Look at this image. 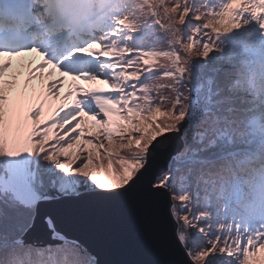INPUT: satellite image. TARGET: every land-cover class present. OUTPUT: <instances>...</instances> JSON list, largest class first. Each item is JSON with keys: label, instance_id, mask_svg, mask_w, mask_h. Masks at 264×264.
<instances>
[{"label": "snow or ice", "instance_id": "snow-or-ice-1", "mask_svg": "<svg viewBox=\"0 0 264 264\" xmlns=\"http://www.w3.org/2000/svg\"><path fill=\"white\" fill-rule=\"evenodd\" d=\"M252 25L264 41V0H0V158L9 166L0 169V221L20 202V182L35 181L31 163L19 172L34 158L37 170L42 160L81 178L82 199L163 207L168 242L184 259L129 264H264V113L252 121L260 139L254 156L241 155L244 144L235 141L225 162L204 156L223 146L217 130L234 111L235 94L251 93L238 73L218 86L200 61L222 58L234 41L250 38ZM29 54L39 60L26 64L18 91V78L6 74L13 58L19 66ZM235 68L223 61L215 72ZM186 80L198 82L195 96L193 89L184 96ZM33 82L38 91L29 89ZM194 105L202 128L189 142ZM170 136L184 142L172 160L187 174L171 164L162 173L153 168L156 144ZM45 175L39 171L41 183ZM45 224L46 243L25 239L35 218L16 238L28 264H100L87 239L60 232L51 217ZM5 258L15 264L12 250H0V264Z\"/></svg>", "mask_w": 264, "mask_h": 264}, {"label": "water", "instance_id": "water-1", "mask_svg": "<svg viewBox=\"0 0 264 264\" xmlns=\"http://www.w3.org/2000/svg\"><path fill=\"white\" fill-rule=\"evenodd\" d=\"M181 148L182 141L178 138L161 139L155 146L154 170L160 173L167 170V161ZM33 213L35 227L28 233V240L46 243L49 233L45 218L51 217V222L60 232L69 237L78 235L87 239L100 264L184 259L183 254L168 242L171 226L164 223L163 207L159 210L143 205L108 207L94 197L82 199L79 194H60L55 198L38 200ZM165 228L168 236H165ZM161 240L166 241L162 249L158 247Z\"/></svg>", "mask_w": 264, "mask_h": 264}, {"label": "trees", "instance_id": "trees-1", "mask_svg": "<svg viewBox=\"0 0 264 264\" xmlns=\"http://www.w3.org/2000/svg\"><path fill=\"white\" fill-rule=\"evenodd\" d=\"M218 2L219 0L213 1L214 4H218ZM245 33L248 34L250 38L243 39L239 43V46L241 47L244 46L246 49H248L250 45L254 46L255 44H258L263 49L260 48V49L255 50L254 55L251 54L250 52L247 53L246 55L247 57L245 60H248L247 64H250L252 62L251 66L248 67L246 65L247 68L244 69L245 73L243 75L245 79H243L244 77L241 76L240 74L239 76L242 80L245 81V83L248 80L255 81L253 88L251 90V92L253 93L251 96V99L257 101L258 103H261L262 106H264V41H261L259 39V35L256 31L255 25H252L248 27L247 29H245ZM225 39H227V37ZM236 41H234L232 44L234 45ZM132 43H136L137 45H139L141 44V41L137 40L136 42L133 41ZM145 46L148 47V45L146 44ZM230 48L233 49L234 46H229L227 49L229 50ZM226 52L227 53L225 54V57L223 58V60L232 62L235 65H238L240 60H238L237 58L235 59L236 57L235 54H230L228 51ZM260 52H261V55L256 56V54ZM206 66H209V65H206ZM239 66H237V69H239ZM210 68L215 72V68H212V67ZM237 72L235 71V74ZM235 74H233L232 78H235ZM232 78H228V79L226 78V80H224L225 82L224 87L227 88V86L231 83ZM229 79L230 81L227 82ZM240 99L241 98H237V100H234V111L239 108L241 110L242 107L244 106L243 104L244 102H241L242 100L239 102ZM194 108H196V110L194 111V114L191 115L190 119L186 121V124H185V127L188 130L189 142L192 141L193 133L199 132L202 128V125L197 123L199 119L198 108L195 105H194ZM241 114H243L244 116H247L244 113H241ZM244 116L238 115V114H230L229 119L226 122L223 130L222 131L219 129L217 130V131H220V138H221L223 146L220 148H214L211 151L204 153V156L208 159V161L215 162V163H222V162L227 161L229 157L225 156L223 160H221L220 157L222 156L223 152L229 151L228 146H230L233 141H235L237 144H241V143L244 144V150L241 153V155L245 156L246 158H251L252 156L256 154V151L258 150V145L260 143V139L259 137H256L252 132V125L249 120L251 118L247 119ZM184 147L185 145L182 147L181 151L183 150ZM179 153H177L176 156ZM230 158L233 162L237 161L238 159V157L236 156H231ZM171 162H172L173 171H175V169L179 167L181 173L187 174L188 172L187 166L181 165L177 162H174L173 160H171ZM35 167H37V165ZM41 191L43 193L45 192V190H41ZM45 194L46 195L43 196L44 198H55L56 196H60L58 193L54 194L53 192L45 193ZM33 215L34 213L32 212V210L23 208L19 203H14L10 211L6 209L3 219L2 221H0V250L2 251L12 250L14 252L15 264H28V257L24 254L23 249L20 248L17 242L16 238L18 236L17 237H13L14 235L12 237L6 236V235H12V234H9L10 232H6V231L8 229H11V232H13V230H18V229L25 231L26 227L30 225L29 220H27V218L33 217ZM5 264H7V258H5Z\"/></svg>", "mask_w": 264, "mask_h": 264}, {"label": "rangeland", "instance_id": "rangeland-1", "mask_svg": "<svg viewBox=\"0 0 264 264\" xmlns=\"http://www.w3.org/2000/svg\"><path fill=\"white\" fill-rule=\"evenodd\" d=\"M214 1V0H213ZM142 23L144 24V26L147 28L148 26V21L144 20L142 21ZM189 23H191V21H189ZM145 31H147V29H145ZM226 38V37H225ZM242 40H238L233 44H231L230 46H234V50L233 49H225V52L223 54V57L221 58V55L219 53H213V54H210L211 57L209 59V61L207 62L208 64L206 65H209L210 67L212 68H218L219 64L221 62H223V58L225 57V54L227 53L226 51H228L230 54H235V59L237 58L238 60H240V66L239 64L236 65V68H235V71L240 74L241 76L244 77V73H245V70L248 67L251 66V63L250 64H247V61L248 60H245L246 59V55L247 53H251V54H255V50L257 49H260V45L258 44H255L254 46H249L248 49H246L244 46H239V43L241 42ZM144 47L145 44L143 45ZM161 48L163 47V45L160 46ZM263 49V48H261ZM258 52V51H257ZM259 56L261 55V52L260 53H257L256 56ZM234 56V55H232ZM26 58L28 59L26 62H25V66L28 62H35V61H38L39 60V57L37 56H31V55H27ZM260 61V60H259ZM204 63V65H203ZM200 64L204 67V75L206 76H211L215 82L217 83L218 86L222 87V88H226L224 87V80H226V78H232L233 75H225V74H220V73H216L214 72L209 66H206L205 65V62L204 61H200ZM13 65V69L14 71L13 72H10L8 74H6V79L8 78H11L13 76L16 77V73H17V69L15 68V64L12 63ZM247 65V66H246ZM237 66H239V69H237ZM235 74V73H234ZM233 79V78H232ZM245 79V77L243 78ZM230 79L227 81L229 82ZM249 82H251V87L249 86ZM39 83L40 82H33L32 85H29V89L30 90H39ZM186 86H185V90H184V96L187 97L189 95V89H193V94L194 96L196 95V90H197V85H198V82L194 83V86L193 84L191 83L190 80H186ZM255 81H247L245 83V89L247 91H249L251 93V95L249 97H244V96H241L239 95L238 93L235 94V98L234 100H237V98H241L239 100V102H244V106L242 107V109L240 110L239 109H236L235 111L231 112L230 114H238V115H242L244 116L243 114L241 113H244L246 114L247 116H244L246 117L247 119L250 120V123L252 125V119L253 118H256L258 114L260 113H264V106H262L261 103H258L257 101L251 99V96H252V88H253V85H254ZM23 88V85L17 83V90H22ZM65 88H67V84L65 85ZM187 99H185V103H187ZM51 104V102H49ZM45 111L47 112L48 111V108L45 109ZM169 138H173L176 139L177 137L175 136H170ZM184 146V142L182 141V147ZM182 149V148H181ZM181 149L179 150V152H181ZM177 152V153H179ZM176 153V154H177ZM176 156V155H174ZM172 156L168 161H167V169H168V166L171 164L172 165V158L174 157ZM30 163H31V168H32V172L29 173V175H33L36 177L35 181L34 182H25L26 183V186H24V188L22 190H20L18 188L17 190V197L20 201V205L23 207V208H26V209H30L32 210V212H34V206L35 204L37 203L38 200H42V199H48V198H44L43 196H45L46 194L45 193H51L53 192L54 194L58 193L59 195H67V194H72V195H78V186L80 183H82V179L79 178V177H65L63 173L59 172L56 168H55V165L54 164H49L48 162H45V161H39V170H37V167L36 164H35V159L34 158H28L27 160H24V161H21L20 162V165H19V171H23V173H28V169L30 167ZM0 169H3L5 172H7L9 170V166L7 164H5L3 161H2V158H0ZM39 171H44L46 172V175L44 176V179H43V182L41 183L40 179H39ZM2 175V174H0ZM24 181H21L20 183H22ZM28 183H32V187L35 188V194H33V192L29 189V187L27 186ZM22 187V186H21ZM20 190V191H19ZM41 190H45V192L43 193ZM34 217V215H33ZM33 217H29L27 218V220H29V224H31L32 220H33ZM6 232H10L9 234H12V235H6V236H13V237H17L19 235H22L23 234V230H13V232H11V229H8ZM14 233V234H13ZM26 240L27 237H25ZM30 241V240H28ZM32 241V240H31ZM35 242V241H34ZM38 243V242H36Z\"/></svg>", "mask_w": 264, "mask_h": 264}, {"label": "bare ground", "instance_id": "bare-ground-1", "mask_svg": "<svg viewBox=\"0 0 264 264\" xmlns=\"http://www.w3.org/2000/svg\"><path fill=\"white\" fill-rule=\"evenodd\" d=\"M33 55H35V54H33ZM20 59H22L24 61V64H25L26 58L22 57ZM11 63L15 64V68L16 69L18 68L17 69V73H16V77L18 78L17 81H21L24 78L25 74H26V71H27L26 66L24 64L18 66V59L17 58H13ZM19 84L21 85V83H19ZM20 174H24L23 171H21ZM24 186H26L25 182L20 183L19 189L22 190L24 188Z\"/></svg>", "mask_w": 264, "mask_h": 264}]
</instances>
